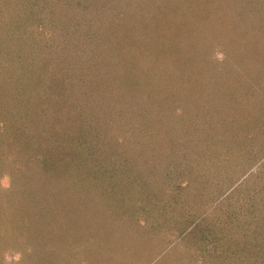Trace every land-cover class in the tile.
Returning <instances> with one entry per match:
<instances>
[{"label":"rangeland","instance_id":"1","mask_svg":"<svg viewBox=\"0 0 264 264\" xmlns=\"http://www.w3.org/2000/svg\"><path fill=\"white\" fill-rule=\"evenodd\" d=\"M46 1L0 0V264H264L260 220L245 216L240 204L249 190L238 191L264 157L257 156L264 147V0H194L190 7L177 0L176 9L174 0H82L83 23L91 20L88 28L105 38L96 41L91 65L86 55L68 58L56 47L49 8L37 14ZM76 2L68 0L71 10ZM29 37L30 66L17 56L26 55ZM144 37H170L160 46L172 51L144 56L143 74L134 70L139 58L118 54ZM115 42L122 51L103 55ZM122 58L132 61L109 69ZM59 80L62 86L52 83ZM139 101L152 116L133 130ZM194 101L203 102L191 114L186 104ZM154 123L158 137L185 155L189 178L172 147L155 143L159 158L166 155L160 162L140 142ZM201 135L210 143H199ZM178 194L184 209L169 203ZM195 223L209 226L208 234L191 232Z\"/></svg>","mask_w":264,"mask_h":264},{"label":"trees","instance_id":"2","mask_svg":"<svg viewBox=\"0 0 264 264\" xmlns=\"http://www.w3.org/2000/svg\"><path fill=\"white\" fill-rule=\"evenodd\" d=\"M38 1L39 0H37V2ZM148 1L149 0H147V2ZM176 1L177 0H174L173 1V3H174L173 4V6H174L173 9H176L177 6L178 7H182V6H179V5L175 4ZM31 2H34V0H31ZM150 2L152 4H155V5L158 2H162L161 6L167 5L166 4V0H150ZM193 2H194V0H183V4H184L183 6L190 7V6H192ZM76 3H77V5H79L81 7L78 6L76 8V6H75L74 9L71 10L70 9L71 7H70V5L68 3V0H63L61 2L60 1H57L56 2L55 0H47L43 4L44 5V8L39 9L37 11V14L40 15V17H41L45 13V11H47L48 8H49L50 11L46 13V16H47L46 18L52 24L51 30H53V31H51V32L52 33H55V35L59 39L58 42H57V44H56V47L57 46L63 47L64 53H65V55L68 56V58L69 57H75V56H81V60L84 61V58H85V55H86L87 56V59H88L87 62H89V64L91 65L92 62L90 63V61H92L93 59L96 58V54L97 55L100 54V52L98 51L99 48L97 46L99 45L101 39H105V38L101 35V33H100L99 30L98 31L96 30V33L94 34V32H95L94 31V28L95 27H92L91 26V28H88L89 22L91 20L86 21L87 23H83L85 21H84V13H83L82 9L86 8L84 1L77 0ZM168 5H171L172 6L171 3H169ZM59 7H61L62 9H59ZM167 9H168L167 11H171L169 8H167ZM57 11H62V12H61V14L58 15V12ZM82 13H83V16H82ZM36 19L37 18L33 19L32 21H35ZM26 21H29V23H30L31 19L30 18L29 19H26ZM26 21H23V25H25V26H23L24 27L23 32H27L28 33V31H27L28 24H27ZM14 31L15 32H21L19 28H17V29L15 28ZM101 32H103V30H101ZM93 37H94V40L92 39ZM95 37H96V39H95ZM98 39H99V43L96 44V41ZM169 39H170V37H168V38H166V37H157V38L154 37V39H152L151 37H144L142 39V43H137V42L136 43H131L130 41H128V44H126V45L124 44L125 45V51H123V54L120 53V50L122 51V49L119 48V46L121 45V43L119 45L118 42L117 43L115 42V44H117V45L110 44V48L108 47L109 48L108 50L103 51V55L105 53H109L110 54V57L112 59L116 55V50L117 49H119V53H120L118 55H121V56H123L127 52L130 55V57H133V59H136V58H139L140 59V63L137 64V65H135V69L134 70H136V66H137L138 68H140L143 71V74H144V72L147 71L146 70V67L147 66H145V62L144 61L141 62V60H143L142 58L144 56H145V58H148L147 55L150 56V57L153 56L155 58V56L157 54H161L163 52H167V50H171V46L170 45H167L166 48L160 46L164 41H168ZM173 40L177 41L178 43L180 42V40L178 38H175ZM31 41L32 40L30 39V37L26 40V44H28L27 50H26V52H24L26 55H22L21 52H18L19 54H17V56L20 55V58L22 59V63L23 64H26L27 63V64H29V66L32 65V64H35V60H36V58H34V56H35L34 53L32 51L29 52ZM164 46H165V44H164ZM129 50H130V52H128ZM29 54H30V56H28ZM14 58H11V59H14ZM97 58H98V56H97ZM101 59L102 58L100 56L99 57V61L100 62H102ZM123 59L124 58H122L119 63H116V61H113L112 60V63L114 65L112 64L113 66L111 68H109V69H112V71L114 69H116L114 71L119 72L122 68H124V66L127 65L126 62H131L132 61V58H129L127 60H123ZM48 60L50 62H48ZM39 61H41L42 63H43V61H45L44 66L46 68V66L48 64H50L51 62L53 63L55 61V59H54V57L50 56L46 60H43V61L42 60H39ZM39 61H37L36 64H39ZM76 66L79 67L80 65L79 64H76ZM98 67L101 68L103 66H100L99 65ZM129 70H132V68H129L128 67V69H126V71H129ZM129 72L131 73V71H129ZM105 75L107 76V74H105ZM61 81L62 80L53 81L52 83L53 84H60V86H62ZM50 87H52V85ZM56 87L59 88V90L61 92V90H62L61 87H59V86H56ZM146 102L147 101H145V102L142 103L141 101H139V104L137 105V107L133 106V107H135L134 110H133V115L135 117V121H134L133 115L131 116V119H130L133 130H135L137 128L139 130H141L142 126L145 123V119L143 118V116L144 117H145V115L152 116L151 115L152 113H150V110L147 108V107H150V106L148 104L145 105V106L143 105L144 103L146 104ZM200 102L202 103L203 101H194L195 104L192 103V102L189 103V104H186V105L190 106L188 108V110H190L191 114L192 113H195L198 110V108L201 105ZM196 119H197V117H196ZM200 119H201V117L198 118V120H200ZM158 120H160L158 122V124H162L161 123V120L163 121V119L160 118ZM132 121H133V123H132ZM191 122L192 121H190L188 123L184 122L183 125H182V128H187V129L190 128L188 126H190ZM133 125H134V127H133ZM155 125H157V124L154 123V125H151V129L150 130H152V131L149 132L150 135H147L145 133L144 137L146 139L145 138L144 139L140 138V142L143 144V146L145 148L151 147V148L154 149V147L156 146L155 143H157L158 140H160L161 145L164 146L165 148H167V147H170L171 148L172 147L174 149V151L171 154V158H174L173 160L176 163L178 170L179 171L180 170H183V172H182L183 176L185 177L184 173L187 172V176L189 178L188 169H185L184 167H182V163H181L182 160H183V158L185 157V155H180L181 158H182V159H180V156L178 154L177 148H175V143H171L170 142V139H168V138L166 139L164 136H162V137L159 136L158 137V134L159 133H158V131H156ZM263 129L264 128L262 127V128H260L258 130V133H259L258 136L259 137H261V133H262V135L264 134V131H262ZM206 136L209 137V136H212V135L208 133V134H206ZM206 136L205 137L202 136V135L201 136H198V141L199 140L202 141V142H199V143H204V140H205ZM263 139H264V136H263ZM259 140H261V139H258L257 141H259ZM207 143H210V141H208ZM207 143H205V144H207ZM262 146H264V145H262ZM259 149L261 151H259V150L257 151V153L259 154V155L257 154V156L260 159V158H262L264 156V147H260ZM157 151L154 153V155L157 153L156 154V157L159 158V156H158L159 155L158 154L159 152H157ZM221 153H223V152L220 151L219 154H221ZM177 157H179V159H177ZM165 158H166V155H165V157L159 158L160 159V162H164L165 161ZM243 158H246V160L248 162H250V160H251V159L247 158L246 156H243ZM229 160H230V158H229ZM256 162H258L257 159L254 160L253 166L256 164ZM260 162H261V163H259L260 164L259 165L260 168L258 169V171L256 173H254V175H251V180L255 177L253 179V181L251 182V184L248 185L247 184L248 183L247 181L249 179L247 180L245 178L238 185V188H241L238 191H241V190L242 191H247V190H249V192H247L246 194H244V197L241 200L240 207L242 208V212L245 214V216H246V214L249 215L250 218H251V220H255V219L256 220H260L261 225H259L257 228H258V230L260 232V236L261 237L262 236L264 237V184H263L264 177H262L263 176V173H264V157L261 159ZM225 165H227V164L225 163ZM151 166L149 168L150 169H153L154 166L153 165H151ZM227 166L228 167H231L229 165H227ZM245 172H246V170H245ZM203 174H205V170L202 171L201 173L200 172L198 173V171H197V175H198L197 177L198 178H205V177H203ZM166 176H168V173L165 172V173H162V176L161 177H166ZM157 177L159 178L158 174H157ZM202 183H204V181H202ZM206 184H207V181H206ZM142 187L139 186V189H140L139 190V193L143 192L142 189L145 188L144 186H142ZM148 187H150V189L154 192L155 189H154L153 183H152V185H150ZM245 188H248V189H245ZM193 191H194V189H193ZM194 193L197 195L196 191H194ZM158 198L160 199V201H162V198H160L159 196L158 197L151 196L150 197V200H155V201L158 202ZM142 199L144 200V198H142ZM169 201H170L169 203L172 204L173 209L176 208V210H179L180 208L181 209H184V207H186V205H187L185 203V197L183 195H181V194L175 195L174 198L173 199H170ZM189 202H191L190 203V205H191V204L194 203V200L193 199H192V201L189 200ZM139 204H140L141 207L143 206V203L142 202H139ZM142 209L143 210H146L147 213H148V216H149V207H143ZM23 211H26V210L23 209L21 212H23ZM166 212H167V210H166ZM150 215H153V214H150ZM18 217H19V220H23L24 219L21 216H18ZM60 218H61V216H60ZM105 219L106 218L104 217V221L106 222L107 220H105ZM108 226L111 227L113 230H115L116 232H118L120 234H121V232H126L125 231V228H121L120 229V227H116V226H118L116 224L115 225H112V224L109 223ZM24 227H25V225H24ZM107 227H106V230H107ZM209 229H210L209 226H204L203 224H201V225L199 224L198 225V223H195L194 224V228L191 230V232L194 231V233H195V231H198V232L201 233V231H202L203 234L200 237L203 238L204 234H206V233L208 234ZM43 256L44 255L42 254V257Z\"/></svg>","mask_w":264,"mask_h":264}]
</instances>
